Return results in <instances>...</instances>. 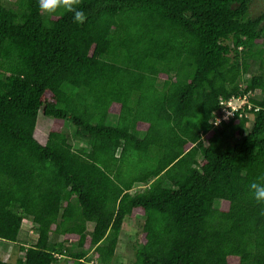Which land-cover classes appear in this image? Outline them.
Masks as SVG:
<instances>
[{"label":"trees","instance_id":"1","mask_svg":"<svg viewBox=\"0 0 264 264\" xmlns=\"http://www.w3.org/2000/svg\"><path fill=\"white\" fill-rule=\"evenodd\" d=\"M252 1L75 0L77 24L0 0V240L24 252L0 264H89L90 249L112 264L138 215L131 264H264V203L248 188L264 176ZM28 217L34 239L20 236Z\"/></svg>","mask_w":264,"mask_h":264},{"label":"rangeland","instance_id":"2","mask_svg":"<svg viewBox=\"0 0 264 264\" xmlns=\"http://www.w3.org/2000/svg\"><path fill=\"white\" fill-rule=\"evenodd\" d=\"M264 10V0H253L250 5V13L251 15H257ZM253 70L256 68V64L253 65ZM257 94V93H256ZM237 98H233L231 100V105L240 107L242 105L240 100H236ZM116 121V117L113 114H110L108 117V123H114ZM38 123L40 125V134L39 140L44 141L46 131L50 125L49 117L39 115ZM66 131L68 136L71 138L73 127L66 124ZM82 144V145H80ZM73 145L76 146H85L84 142H80L76 139L73 140ZM139 186L136 185L133 187L132 191L137 189ZM141 224L142 218L138 215L133 217L132 219H125L122 230L119 235L118 244L115 250V256L113 258L112 264H131L134 259V253L136 244L140 239L141 234ZM33 225L34 233H30L27 228ZM32 227V226H31ZM36 225L33 223L31 218L25 219L21 224V233L20 236H26L30 239H34L37 236ZM88 228H92V225H88ZM51 241H55V237H51ZM24 252L19 250L16 242H7L5 240H0V258L4 260L14 261L17 257H22ZM89 257L91 258L89 264H95L92 249L89 250Z\"/></svg>","mask_w":264,"mask_h":264},{"label":"clouds","instance_id":"3","mask_svg":"<svg viewBox=\"0 0 264 264\" xmlns=\"http://www.w3.org/2000/svg\"><path fill=\"white\" fill-rule=\"evenodd\" d=\"M37 6L39 11L43 13L45 17L56 12L58 9H63L72 12V20L74 23L79 24L85 19V14L75 7V0H37ZM258 181H264V176L258 177L257 181L249 183L248 188L251 192L252 198L257 203H264V182ZM25 219L26 218H24L23 221ZM31 226L27 229L32 234L34 233V226Z\"/></svg>","mask_w":264,"mask_h":264},{"label":"built area","instance_id":"4","mask_svg":"<svg viewBox=\"0 0 264 264\" xmlns=\"http://www.w3.org/2000/svg\"><path fill=\"white\" fill-rule=\"evenodd\" d=\"M246 96H241L239 98H237L236 100H240L242 105L246 102ZM233 98H231L229 101H227L226 103H223L224 105H222L220 110L215 111L214 114V119L213 122L216 126H218L220 124V122L222 120H227L228 118H230L231 116H233L234 112L239 109L240 107L236 106H232L231 105V100Z\"/></svg>","mask_w":264,"mask_h":264},{"label":"crops","instance_id":"5","mask_svg":"<svg viewBox=\"0 0 264 264\" xmlns=\"http://www.w3.org/2000/svg\"><path fill=\"white\" fill-rule=\"evenodd\" d=\"M88 225H92V223H89ZM88 229H91V228H88ZM92 264V263H91Z\"/></svg>","mask_w":264,"mask_h":264}]
</instances>
